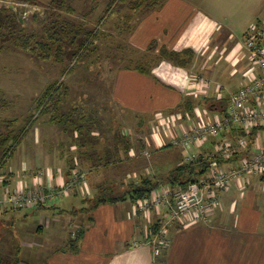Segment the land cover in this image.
I'll list each match as a JSON object with an SVG mask.
<instances>
[{
	"label": "crops",
	"instance_id": "0c3cea01",
	"mask_svg": "<svg viewBox=\"0 0 264 264\" xmlns=\"http://www.w3.org/2000/svg\"><path fill=\"white\" fill-rule=\"evenodd\" d=\"M255 3L247 9L250 18L244 22L249 23L245 26L242 20L239 37L232 31L239 22L233 27L228 20L231 27L224 32V26L182 0H167L141 18V27L133 30L129 38L140 54L132 67L118 68L109 94L123 119L87 120V125L95 127L88 131L87 141L80 139L60 150L55 144L56 149L39 152L40 165L36 161L35 167L22 166L24 179L18 185L16 181V187L24 183L23 187L31 189L35 186L34 177L36 184L61 186L70 179L71 169L85 174L86 180L82 194L77 189L71 196L53 202L54 209L49 206L33 212L41 217L33 234L45 236L44 243L36 246L34 241L23 242L25 254L16 264H264V178L259 176L233 182L220 196V205L208 224L174 223L168 230L169 247L157 258L147 242L154 224L164 218L163 210L142 214L136 203L127 199L101 204L88 214L80 212L85 207L83 200L100 187L123 193L129 185L149 178L154 183L153 190L172 189L158 178L160 172L170 173L183 164L186 153L215 154L217 144L212 146L209 142L220 138L207 139L188 150L173 145L171 140L183 136L202 119L222 115L229 96L242 87V72L250 58L244 45L245 31L255 24L264 33V1ZM161 49L180 53L186 64L177 66L162 59ZM139 66L150 74L138 70ZM189 103L193 105L191 111L186 110ZM125 113L130 116L129 121ZM170 126L173 130H166ZM99 130L102 135H95L94 131ZM125 141L130 143L129 152L125 151ZM165 146L168 147L163 149ZM42 163L49 167L45 172L36 171ZM140 164L144 167H138ZM219 166L234 167L236 161ZM14 185L9 182L5 187L14 191ZM69 212L76 221L56 239L62 244L56 245L51 233L61 225L55 222ZM82 230L75 252L70 244ZM134 243L140 245L134 247Z\"/></svg>",
	"mask_w": 264,
	"mask_h": 264
},
{
	"label": "rangeland",
	"instance_id": "374dc122",
	"mask_svg": "<svg viewBox=\"0 0 264 264\" xmlns=\"http://www.w3.org/2000/svg\"><path fill=\"white\" fill-rule=\"evenodd\" d=\"M137 1L139 0H125L110 7L109 0H72L71 13L54 9L50 0L11 3L0 1V7L13 8L20 20L21 26L14 33V37L30 38V47L27 50L18 47L14 39H0V162L4 159L6 150L10 146L15 147L12 157L7 158L6 164L0 168L2 191L7 190L5 187L7 185H1L4 180L13 185L17 181L18 185L24 179L22 166L26 164L27 168H32L36 166L35 163H41L39 155L42 151H52L56 148L60 150L64 145L70 146L80 139L87 141V137L90 138L88 131L95 127L85 126L86 122L83 119L79 122L77 116L80 110H83L87 116L84 119L94 122L123 119L110 102L109 94L115 72L119 67L135 65L139 52L129 41L133 30L141 27V18L167 2V0H146V5L134 10L133 6ZM182 1L191 2L206 18L224 26V32L230 26L229 23L233 22L232 26L235 27L234 23L239 22V25L236 24L238 27L232 30L239 37L242 32L240 27L245 19L248 21L250 18L247 9L253 8L255 1L260 0ZM228 20L231 22L227 25ZM62 21L70 22L79 31L80 37L71 44L69 37L73 34H70L66 39L48 44L50 48L46 49L44 45L48 43L51 24L59 25ZM248 23L244 22L245 26ZM252 25L255 24H250L247 30ZM87 32L96 34L97 37L91 41L92 43L89 41L83 49L78 50ZM54 83L61 88V92L65 93L60 104L61 114L65 118H71L70 123L76 126L84 123L81 134L75 132L71 124L53 125L50 122V113L33 117L36 100L49 85ZM125 114V119L129 121L130 116ZM33 118H36L34 125L27 129L29 121ZM172 128L170 126L166 130H173ZM101 131L94 133L102 135ZM150 134L152 135L153 132ZM14 137L19 138L18 144L13 141ZM2 140H4L3 144ZM55 144L58 146L53 149ZM52 161L50 159L51 164ZM47 167L49 165L42 163L36 171L45 172ZM138 167L142 168L144 164ZM168 175L167 171L160 172L158 178L164 180ZM33 179L35 186L33 185L31 189L44 186L36 184L37 177ZM17 185H14V188L25 186L24 183L16 187ZM82 187L79 188L81 194ZM84 193L86 194V191ZM69 210L73 211L72 207ZM33 212L27 209L0 214V260L3 264H11L15 258H21L25 254L22 249L23 242L34 241L36 246L43 245L42 238L45 236L42 235L41 238L33 234L41 218ZM56 219H53L54 222ZM75 219L76 217L69 212L55 222L61 225L58 231L51 233L56 245L62 244V240L56 239L61 238L62 233H67V226L73 227ZM19 247L20 252H17Z\"/></svg>",
	"mask_w": 264,
	"mask_h": 264
},
{
	"label": "built area",
	"instance_id": "2783aa9c",
	"mask_svg": "<svg viewBox=\"0 0 264 264\" xmlns=\"http://www.w3.org/2000/svg\"><path fill=\"white\" fill-rule=\"evenodd\" d=\"M263 34V29L252 25L244 35V45L250 57L249 65L242 72V87L229 96L225 112L222 115L214 114L206 121L202 119L197 126L185 131L183 136L171 140L173 145L188 150L209 138H220L215 147V155L223 162L236 160V166L223 169L219 163H213L199 181L188 184L184 189L174 191L163 187L136 202V209L142 214H148L152 209L165 212L160 230L147 242L154 258L168 249V230L174 223L192 221L208 224L211 214L220 205V196L233 182L243 181L252 175L264 178ZM254 130L257 131L250 146L249 140L240 136L239 132L250 133ZM234 131L237 132L236 136L232 134ZM195 158L196 153H186L184 161H193ZM85 180L83 173L73 171L68 182L61 186L39 189L18 187L11 192L5 190L4 195L0 196V211L8 207L25 209L52 204L79 190ZM138 245L140 243H134L133 246Z\"/></svg>",
	"mask_w": 264,
	"mask_h": 264
},
{
	"label": "trees",
	"instance_id": "16d2710c",
	"mask_svg": "<svg viewBox=\"0 0 264 264\" xmlns=\"http://www.w3.org/2000/svg\"><path fill=\"white\" fill-rule=\"evenodd\" d=\"M0 1L11 3V2H23V1H28V0H0ZM71 1L72 0H50V4L54 9H57L60 11H67L71 13L72 12L70 8ZM124 1L125 0H109V6L111 7L117 3H123ZM145 1L146 0H139L135 2L133 6L134 10L139 9L140 7L146 5ZM20 26H21L20 20L17 17L13 8L0 7V39L1 40L3 39L5 40L6 38L14 39L18 47L22 48L23 50H27L30 47V38L26 36L14 37V33L17 32ZM50 32L51 33L48 37V43H45L44 45L46 49L50 48L48 44L58 42L61 39H66L67 37L70 36V34H73L72 37H69V41L71 44L74 43L80 37L79 31L76 30L74 26L70 24V22H65V21L60 22L59 25L57 23H52ZM96 37H97L96 34L87 32L84 40L83 41L81 40V43L78 46V50L83 49L85 45L87 44V42L90 41L89 43H92L91 41L95 40ZM150 49H152V47H150ZM159 55L161 56L162 59H165L173 63L174 65L182 66L186 64L184 59L181 58L180 53L170 52V51H167L166 49H161L159 52ZM138 70H140L143 73H146L147 75L150 74L149 70L141 68L140 66ZM64 96H65V93L61 92V88L58 87L55 83L49 85L44 91V93L42 94V96L36 100V103H35L36 107L33 110V117H35V115H37L38 117V116L47 115L50 113L51 115L50 122L53 125H57V126L63 125V124H66L65 126L70 125L71 118H65L63 114H61L60 112V106H61L60 104ZM192 107L193 105L189 103L187 104L186 110L191 111ZM225 110L226 108L222 111V113H224ZM84 113L85 112L83 110L82 111L80 110V112H78L77 118L79 119V122H82V119L85 122L86 120H88V119H84L87 117ZM35 120L36 118H33L32 120L29 121L30 124H29V128L27 129H30L34 125ZM71 125L73 126L75 132H78L79 134L82 133V127L84 123L81 125L79 123L77 126L75 124H71ZM256 131L257 130H254L253 132H250V133L240 131L239 135L247 138L249 140V145L251 146V141ZM232 134L233 136L234 135L236 136L237 132L234 131ZM210 139L211 138H209V141ZM3 141L4 140L1 141L2 144L4 143ZM13 141H15V143L17 142L18 144L19 138L14 137ZM209 143L210 145L214 146L218 142H216V140H213V141H210ZM124 146H125V151L129 152L130 143L128 141L127 142L125 141ZM167 147L168 146H165L163 149ZM14 150H15V147L13 146H10V148L6 150L4 154V159L0 162V168L6 164L7 158L12 157ZM233 161H236V160H233ZM213 163L221 164L224 162L211 152H204V153L196 154V158L193 161H184L183 164L179 165L177 168L172 170L167 176V178H165L163 181L165 182V184H169L174 191L179 188L184 189L188 184L199 181L200 178L203 177L209 171ZM73 171L74 170L71 169L70 171L71 174ZM155 181H159V180H156L155 178ZM2 184L7 185L9 183L8 181L4 180L3 183H1V185ZM153 187H154V183L149 178L141 179V182L139 184L129 185L128 190L123 193H117L113 191L112 188L100 187L99 191H97L92 197L83 200L85 207L82 208L80 212L88 214V213H91L94 209H96L101 204L125 201L127 199H129L131 202L136 203L140 200L145 199L146 197H149L154 189ZM1 195H4V191L2 190L0 191V196ZM49 206L50 208H53V206L51 207V204H47V205L40 204L36 207L25 208V209H15V208L8 207L5 209H2L0 211V214L4 215L8 211H18L19 212V211H24L27 209L33 210V211L45 210L49 208ZM62 212L63 211L59 213H62ZM162 224H163V219L158 220L154 224V226L152 227L150 238L160 230ZM83 233H84V230L77 232L75 234V240L72 241L70 244L71 247L76 248L75 252H77V246L83 236ZM17 252H20V247L17 249ZM19 260H20V257H17L11 264H16L19 262ZM0 264H3L2 260H0Z\"/></svg>",
	"mask_w": 264,
	"mask_h": 264
}]
</instances>
